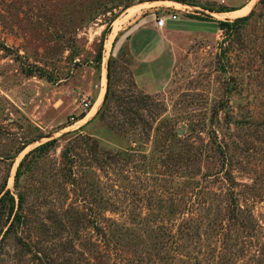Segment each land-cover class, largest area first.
I'll return each mask as SVG.
<instances>
[{"label":"rangeland","instance_id":"rangeland-1","mask_svg":"<svg viewBox=\"0 0 264 264\" xmlns=\"http://www.w3.org/2000/svg\"><path fill=\"white\" fill-rule=\"evenodd\" d=\"M140 7L246 17L112 55ZM7 189L0 264H264V0H0Z\"/></svg>","mask_w":264,"mask_h":264},{"label":"crops","instance_id":"crops-1","mask_svg":"<svg viewBox=\"0 0 264 264\" xmlns=\"http://www.w3.org/2000/svg\"><path fill=\"white\" fill-rule=\"evenodd\" d=\"M173 10L178 12L177 17L167 18L164 26L158 27L155 23L156 8L141 10L140 7L138 12L115 31L109 47L112 55H117L125 49L136 59L148 62L158 58L164 52L172 33H211L215 29H219L218 20L206 21L200 17L187 15L175 9L171 11ZM179 17L182 18L181 21L173 20ZM207 23L212 25L210 31L199 27L201 25L206 26L205 24Z\"/></svg>","mask_w":264,"mask_h":264},{"label":"bare ground","instance_id":"bare-ground-1","mask_svg":"<svg viewBox=\"0 0 264 264\" xmlns=\"http://www.w3.org/2000/svg\"><path fill=\"white\" fill-rule=\"evenodd\" d=\"M252 2V1H251ZM253 4V3H251ZM251 4H248L247 6L243 7L242 9H239V10H235V11H230V12H222V13H219L218 12V15L219 17H225V16H235L237 14H244V13H247L249 12L250 8H251ZM104 92H105V82L103 81L102 83V86L100 88V92L97 96V100L95 102V105L92 107V109L90 110L89 114L86 115L85 118H83L82 120H80L81 122H84L86 121L87 119L91 118L95 112L97 111V109L99 108V105L101 104L102 102V98H103V95H104ZM90 108V107H89ZM88 111V110H87Z\"/></svg>","mask_w":264,"mask_h":264},{"label":"trees","instance_id":"trees-1","mask_svg":"<svg viewBox=\"0 0 264 264\" xmlns=\"http://www.w3.org/2000/svg\"><path fill=\"white\" fill-rule=\"evenodd\" d=\"M236 7H230V8H222L221 10H229V11H219V12H230V11H235V10H237L238 8H236ZM233 9V10H232ZM246 16L245 15H243V16H238V17H236L235 19H233L232 21H230V20H219L218 21V24L219 25H226V24H231V22H234L235 20H238V19H243V18H245ZM108 92H109V88L107 87V89H106V91H105V93H104V99L105 98H107V95H108ZM49 142L48 141H46V142H43L42 144H41V146H44V145H46V144H48ZM5 194H9V190L7 189V190H5L4 191V193H3V195H1L0 196V204H1V202H2V200L4 199V197H5ZM232 213H233V216H234V214L236 215V211H234V207L232 208ZM7 227H10V225L9 226H7Z\"/></svg>","mask_w":264,"mask_h":264},{"label":"built area","instance_id":"built-area-1","mask_svg":"<svg viewBox=\"0 0 264 264\" xmlns=\"http://www.w3.org/2000/svg\"><path fill=\"white\" fill-rule=\"evenodd\" d=\"M184 9V8H183ZM187 11V10H186ZM178 15L177 11H170V14L168 16L164 15H156L155 23L158 27H162L165 24L166 19L169 18H176ZM81 109H86L90 106V101L87 97L82 96L80 100Z\"/></svg>","mask_w":264,"mask_h":264}]
</instances>
